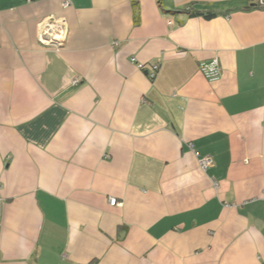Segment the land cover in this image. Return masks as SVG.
Returning <instances> with one entry per match:
<instances>
[{"label": "crops", "instance_id": "1", "mask_svg": "<svg viewBox=\"0 0 264 264\" xmlns=\"http://www.w3.org/2000/svg\"><path fill=\"white\" fill-rule=\"evenodd\" d=\"M253 5L0 0V264H264Z\"/></svg>", "mask_w": 264, "mask_h": 264}, {"label": "built area", "instance_id": "2", "mask_svg": "<svg viewBox=\"0 0 264 264\" xmlns=\"http://www.w3.org/2000/svg\"><path fill=\"white\" fill-rule=\"evenodd\" d=\"M256 1V0H255ZM257 5L260 8H264V0H257ZM69 2L65 4L67 7ZM67 30L64 26V23L54 20L53 18L50 20L43 21L38 32V40L40 44L44 47H55L61 49L64 47L66 42ZM142 69V67H140ZM201 74L204 78L210 82H214L220 79L221 77V69L218 59H213L210 62H203L199 66ZM155 76V73L152 74V78ZM74 85L78 84V79L73 81ZM200 165L202 170L206 171L213 165V161L210 157H205L200 160ZM111 206H118L120 203L111 198L110 199Z\"/></svg>", "mask_w": 264, "mask_h": 264}, {"label": "trees", "instance_id": "3", "mask_svg": "<svg viewBox=\"0 0 264 264\" xmlns=\"http://www.w3.org/2000/svg\"><path fill=\"white\" fill-rule=\"evenodd\" d=\"M252 8L255 9V8H260V7L258 5H253ZM187 12H190V10H187ZM190 16H192V17H200V16H203L205 18H213V17H215L214 14H209L208 15V14H205V13H203L201 11H198V10H195L193 13H191ZM90 264H95V262H92Z\"/></svg>", "mask_w": 264, "mask_h": 264}, {"label": "rangeland", "instance_id": "4", "mask_svg": "<svg viewBox=\"0 0 264 264\" xmlns=\"http://www.w3.org/2000/svg\"><path fill=\"white\" fill-rule=\"evenodd\" d=\"M255 1V0H254ZM257 1V0H256Z\"/></svg>", "mask_w": 264, "mask_h": 264}]
</instances>
